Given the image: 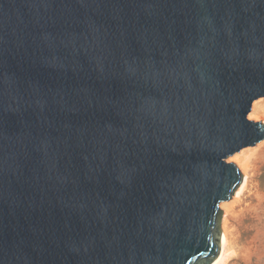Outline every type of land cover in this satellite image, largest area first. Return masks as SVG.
<instances>
[{"label":"water","instance_id":"1","mask_svg":"<svg viewBox=\"0 0 264 264\" xmlns=\"http://www.w3.org/2000/svg\"><path fill=\"white\" fill-rule=\"evenodd\" d=\"M261 96L264 0H0V264H211Z\"/></svg>","mask_w":264,"mask_h":264},{"label":"rangeland","instance_id":"2","mask_svg":"<svg viewBox=\"0 0 264 264\" xmlns=\"http://www.w3.org/2000/svg\"><path fill=\"white\" fill-rule=\"evenodd\" d=\"M256 100H259V106L263 104L264 107V96L258 97L253 102ZM249 113L248 119L264 122L263 114L254 118L255 116L249 117ZM238 152L240 156L250 160L253 169L240 199H233V194L229 200H226L228 203L226 208L220 207L222 216L226 209L232 248L225 264H264V139L235 153ZM228 158L229 156L226 161L234 162L239 168L235 161ZM239 170L242 173L240 168Z\"/></svg>","mask_w":264,"mask_h":264},{"label":"bare ground","instance_id":"3","mask_svg":"<svg viewBox=\"0 0 264 264\" xmlns=\"http://www.w3.org/2000/svg\"><path fill=\"white\" fill-rule=\"evenodd\" d=\"M259 100H256L252 103L251 112L249 113V117L255 116L254 118H257V116L259 117L260 114H263V116H264V107H262L263 104H262V106H259V104H260V103L258 104ZM261 118H263V117H261ZM228 159H231L238 164L239 168L242 171V175H243L242 182L240 183V185L235 190L234 196H233V199L238 200L241 197V193L244 191V189L248 185L250 172L253 169V164L250 162V160H247L244 157L240 156V152L231 154ZM227 204L228 203L226 201H222L219 206L221 208H226ZM225 210L223 212L224 215L222 216V220H221L222 234H221L220 252H219V255L215 258V260L211 264H225L226 260L229 257V254L231 253L232 248H231L230 235H229L230 234L229 220H228V217H227Z\"/></svg>","mask_w":264,"mask_h":264}]
</instances>
